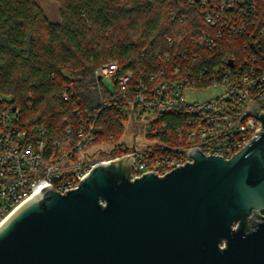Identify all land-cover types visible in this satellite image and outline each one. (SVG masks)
Returning a JSON list of instances; mask_svg holds the SVG:
<instances>
[{"label":"built area","instance_id":"2783aa9c","mask_svg":"<svg viewBox=\"0 0 264 264\" xmlns=\"http://www.w3.org/2000/svg\"><path fill=\"white\" fill-rule=\"evenodd\" d=\"M177 1L197 7L203 26L193 23L196 31L186 39L166 37L171 52L160 57V69L120 74L113 62L96 72L99 87L115 98L104 108L126 115L133 143L124 136L118 143L101 138L99 110L74 111L76 122L60 136H51L45 126L30 131L20 110L13 112L9 99L0 97V225L44 190L78 189L98 165L136 154L132 180L151 173L164 177L193 163V150L230 159L258 137L262 123L241 118L253 102L264 112V0ZM237 42L242 50L252 49L240 62L229 53L212 59L214 53L235 50ZM209 90L214 92L209 99L190 101ZM73 96L66 91L63 99ZM140 135L150 143L139 146Z\"/></svg>","mask_w":264,"mask_h":264},{"label":"water","instance_id":"95a60500","mask_svg":"<svg viewBox=\"0 0 264 264\" xmlns=\"http://www.w3.org/2000/svg\"><path fill=\"white\" fill-rule=\"evenodd\" d=\"M245 116L262 130L230 159L196 149L132 180L134 154L44 190L0 225V264H264V112L253 102Z\"/></svg>","mask_w":264,"mask_h":264},{"label":"trees","instance_id":"16d2710c","mask_svg":"<svg viewBox=\"0 0 264 264\" xmlns=\"http://www.w3.org/2000/svg\"><path fill=\"white\" fill-rule=\"evenodd\" d=\"M56 1L58 22L47 18L38 0H0V97L20 110L28 130L45 126L51 136L76 122L74 111L99 110L101 138L118 143L127 117L118 108H104L115 98L99 87L97 70L113 62L120 74L160 69V57L171 52L166 37L192 36L203 26L199 10L177 0ZM239 45L212 59L229 53L240 62L252 49ZM66 91L74 93L67 102Z\"/></svg>","mask_w":264,"mask_h":264},{"label":"rangeland","instance_id":"374dc122","mask_svg":"<svg viewBox=\"0 0 264 264\" xmlns=\"http://www.w3.org/2000/svg\"><path fill=\"white\" fill-rule=\"evenodd\" d=\"M39 5L41 6V8L43 9L44 13L46 14L47 18L51 21V22H58L60 20V5L58 3V1L56 0H38ZM214 92L206 91L203 92L201 94L195 95L193 96L190 101H198V102H202L205 101L207 99H209ZM133 128L131 125L127 126V130L126 133L124 135V141H126L128 144L133 143ZM137 141L139 142L138 145H145V144H149V140H147V142L144 141V137L143 135H140L137 139Z\"/></svg>","mask_w":264,"mask_h":264}]
</instances>
